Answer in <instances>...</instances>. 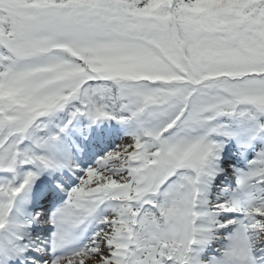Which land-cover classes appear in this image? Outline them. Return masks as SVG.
Returning <instances> with one entry per match:
<instances>
[{
	"label": "snow or ice",
	"instance_id": "1",
	"mask_svg": "<svg viewBox=\"0 0 264 264\" xmlns=\"http://www.w3.org/2000/svg\"><path fill=\"white\" fill-rule=\"evenodd\" d=\"M0 264H264V0H0Z\"/></svg>",
	"mask_w": 264,
	"mask_h": 264
}]
</instances>
